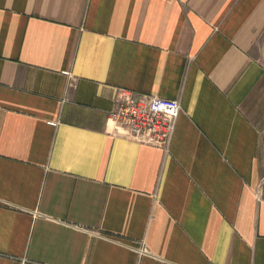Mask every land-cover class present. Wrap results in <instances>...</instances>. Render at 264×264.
I'll return each mask as SVG.
<instances>
[{"label": "crops", "instance_id": "1", "mask_svg": "<svg viewBox=\"0 0 264 264\" xmlns=\"http://www.w3.org/2000/svg\"><path fill=\"white\" fill-rule=\"evenodd\" d=\"M0 264H264V0H0Z\"/></svg>", "mask_w": 264, "mask_h": 264}, {"label": "built area", "instance_id": "2", "mask_svg": "<svg viewBox=\"0 0 264 264\" xmlns=\"http://www.w3.org/2000/svg\"><path fill=\"white\" fill-rule=\"evenodd\" d=\"M181 112L177 100L117 91L108 114L110 131L126 140L167 149ZM143 254L145 249H139Z\"/></svg>", "mask_w": 264, "mask_h": 264}]
</instances>
